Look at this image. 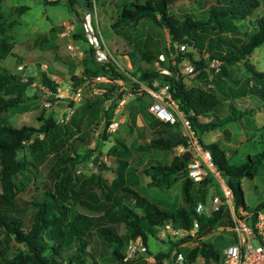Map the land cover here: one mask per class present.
I'll return each instance as SVG.
<instances>
[{
  "label": "trees",
  "instance_id": "trees-1",
  "mask_svg": "<svg viewBox=\"0 0 264 264\" xmlns=\"http://www.w3.org/2000/svg\"><path fill=\"white\" fill-rule=\"evenodd\" d=\"M172 1L174 0L121 2L118 18L123 23L135 24L146 17L166 30L168 49L174 58L173 63L166 66L168 73L149 68H137L134 84L139 86L138 81L146 80L148 85H151L150 82L154 79L157 85L166 84L169 99L173 100L177 108L189 118L195 135L205 128H214L230 121L242 125L240 117L243 113L250 114L252 108L236 107L232 102L234 97H230L231 101H228L211 87L187 84L182 79L179 62L183 58L187 59L192 66V70L188 73L195 79L205 81L212 69L208 65L211 60H218L226 65L241 60L264 41V9L260 13L255 12L258 0H214L205 7L203 16L193 17L187 13L177 16L168 11ZM49 2L56 3L57 0H49ZM85 4L91 7L90 0H85ZM25 8L27 6L21 4L16 7V10L20 13ZM244 18L252 23L247 38L233 34L237 30L235 20ZM10 24L11 22H6L0 11V58L14 54L6 33L7 27H11ZM207 29L213 34L206 39L204 47L207 51L206 56L200 55L195 58L191 51L179 50L180 43L185 45L192 43L198 30ZM226 32H229V35H225ZM199 45L197 44L198 47ZM88 49L92 53L89 45ZM158 53L157 51L154 56ZM242 60L251 78L260 80L264 76V71L256 70L246 57ZM84 73L90 78L98 74L108 78L104 83L102 82L100 95L95 102H92L93 110L95 112L99 110L103 116L102 126L97 131V136L104 139L108 134L105 129L111 121L116 100L123 93L122 91L115 94L118 83L113 80L122 79V74L109 61L99 63V66L93 68L86 67ZM39 74L40 82L51 92H56L58 83L42 69L39 70ZM16 79L13 73L0 65V89L4 93L12 89L16 91L7 97L0 92V111L19 101V94L25 83L18 82ZM78 79L76 77L73 80L77 82ZM255 95L257 96L255 106L264 108V87L255 89ZM104 99H109V103L99 108L97 103H101ZM144 111L148 129V139L144 141V144L148 149L166 152L172 147L187 144L185 135L176 126L177 121H162L150 112ZM55 114L56 111L52 107L49 114L37 116L36 118L40 120L37 125L26 122L18 125L7 121L0 122V232L5 235L11 233L12 239L17 243L16 250L12 254L0 255V264H105L94 258L90 245L92 230L101 242L110 246L109 254L113 260L126 263L134 258L139 264H145V255L151 254L147 249V237L152 234V228L155 226L170 222L173 226L189 229L192 221L196 219L197 226L194 233L184 235L194 240L199 239L217 225H230L229 209L225 202H220L216 209L210 208L208 212L203 211L196 215L193 205L197 192L200 191L206 178L196 182L187 177L186 160L181 158V153L172 155L167 161H161L147 150L144 151L147 155L146 159H154L153 162L142 167V171L149 177L148 184L164 189L181 178L180 204L169 209L162 207L145 200L136 189L129 185H120L108 199L103 198L100 192L102 183H99V171L94 174L91 183L80 185L72 177L76 174L73 172L71 176L70 173H66V168L62 165L56 170L50 168L46 172L43 180L45 189L29 201V214L24 220L22 213L14 211L13 207L14 197L18 191L15 174L25 168L27 163H32L31 158L43 155L46 149L49 150L51 158L58 157V154L59 157L63 155L59 160H69L70 164L80 158L76 151L70 155L64 154L63 149L68 147L65 146L67 142L64 135L65 128L69 126L59 124ZM256 130L259 132V128ZM259 137L262 142L264 133L259 132ZM144 138L145 136L141 139L144 140ZM202 146L209 149L217 170L230 188L232 211L236 210L234 212L240 215L238 209H247L243 198L242 179L252 178L256 174L259 163L264 159V148L246 153L243 161L233 162L229 159L230 146L219 138L202 143ZM111 147L114 148L115 145ZM19 150L22 151L20 159L16 155ZM60 150L63 152L59 153ZM116 161L118 168L113 170L116 172L115 176L122 179L121 168L128 166L124 160ZM101 168L102 165H99L98 169ZM59 174L62 177L57 181ZM51 184L54 189L51 188ZM198 195L203 197L201 194ZM131 197L134 203L130 201ZM136 207L141 208V211ZM248 210L251 214L246 217V220L250 218L253 221L257 210L264 211V197ZM118 222L124 225V235L117 234L114 230V224ZM124 236L128 238L139 236L146 246L145 254L136 253L139 254L138 257H134L136 255L134 254L129 259L123 260V249L127 243ZM172 244L173 241H171ZM151 255L154 258L153 264H163V258L167 254L166 251L159 250ZM196 256H201L203 260L210 259L213 264H220V252L210 240H196L193 246L183 251L181 264H189Z\"/></svg>",
  "mask_w": 264,
  "mask_h": 264
},
{
  "label": "rangeland",
  "instance_id": "rangeland-1",
  "mask_svg": "<svg viewBox=\"0 0 264 264\" xmlns=\"http://www.w3.org/2000/svg\"><path fill=\"white\" fill-rule=\"evenodd\" d=\"M91 7L85 4V0H57L56 3H50L49 0H1L0 11L6 22H11L7 27L6 33L11 42V51L14 54H8L0 58V65L6 67L16 76L18 82L25 83L21 88L20 99L17 103L0 111V122L7 121L18 125L22 122L39 124L37 116L49 114L50 109L56 108V120L61 125H67L65 128V138L67 139V148H64V154H72L74 151L79 153L80 158L70 164L68 160H59L61 156L51 158L49 150L46 149L43 155L31 158L32 163H27L26 167L19 170L15 176L17 193L14 197V211L21 212L26 220L30 210V200L38 196L42 189H45L43 180L47 171L56 170L58 166H65L66 173L71 176L74 170L76 183L87 185L94 179V174L99 171L100 181L102 183L101 196L109 198L120 185H129L138 191V193L147 201H152L165 208H173L181 203L180 181L177 180L171 186L164 189L148 184L149 177L142 171V167L154 159H146L142 147H137L141 142L138 137L142 134L147 137L145 111L150 96L146 95L144 90L135 93L137 85L134 84L137 78V68L152 69L160 71L165 69L174 61L172 54L168 49V35L166 30L150 18H141L135 24L123 23L118 18V11L122 1L127 0H90ZM214 2V0H174L168 6L169 13L181 16L187 13L193 17L205 15V7ZM255 7L256 13L264 9V0H258ZM26 5L22 12L18 13V5ZM77 12V15H75ZM90 12V21L93 27L99 30L105 52L119 72L122 79H119L115 94L123 93L116 100L112 111V120L116 123L115 130L107 129L106 138L101 139L97 136V131L102 126V114L99 110H93L92 102L100 95L101 85L105 79H95L86 76L85 68L99 66V62L93 59V55L88 51V45L84 41V35L81 31L80 22L84 13ZM237 30L235 35L247 38L248 32L252 28V23L247 18L235 20ZM80 33V34H78ZM192 43L180 48V51H191L193 57L206 56V39L212 35L209 29L198 30ZM225 35H229L226 32ZM82 36V38H81ZM73 47H67V44ZM196 43V45H195ZM197 44H200L199 47ZM168 49V50H167ZM161 54L162 58L158 62L156 52ZM248 62L256 70L264 71V41L256 46L247 56ZM242 58V59H245ZM239 60L231 65H226L218 60H211L209 66L212 68L207 79H195L189 71H183L184 64L190 65L187 60H180L179 65L182 73V79L187 84L201 85L211 87L216 93L224 96L228 101L234 97L233 103L236 107H251L250 114L243 113L240 117L242 125L235 121H230L214 128H205L198 135L193 134L194 139L206 143L212 139L219 138L227 143L231 150L229 154L230 161L240 162L245 159L246 153H251L264 148V137L262 142L259 132L264 133V108L256 107L257 96L255 89L264 87V76L260 80L251 78L246 64ZM44 70L57 83L60 96H54L46 86L40 82L39 70ZM134 76L136 78H134ZM77 77V82L74 78ZM115 81V80H113ZM103 82V83H102ZM147 84L146 80L139 84ZM151 83V82H150ZM4 97L13 95L15 90L4 93ZM223 93V94H222ZM225 94V95H224ZM228 96V97H227ZM149 97V100H148ZM50 101L46 106L44 101ZM148 100V102H147ZM65 102L64 105L60 104ZM91 103V104H90ZM109 103V99H104L97 103L99 108ZM90 104V106L88 105ZM172 111V110H171ZM149 112V111H148ZM182 113V112H181ZM122 115H125L122 117ZM60 118L62 120H60ZM118 124V125H117ZM182 130L180 125H176ZM256 128H259L257 132ZM140 134V135H139ZM114 137L120 138L124 147L117 149L111 147V141ZM137 147V148H136ZM86 149H88L86 151ZM62 150L59 153L63 152ZM179 153V147H172L169 151L159 152L161 161H167L172 155ZM22 151H17V158L22 157ZM78 156V157H79ZM94 157H97L94 159ZM124 160L128 167L121 168L122 179L118 178L113 168H118L116 160ZM57 160V161H56ZM102 165L101 169H98ZM104 166V168H103ZM109 167V168H107ZM129 167H132L129 169ZM112 168V169H111ZM62 175H58V181ZM72 178V179H73ZM206 181L197 192L195 202L200 201L204 205V212H208L211 206V197L213 194L219 195V185L212 177H205ZM56 181V182H57ZM51 188L54 186L51 184ZM242 190L244 203L247 209H238L249 211L251 207L264 197V159L259 163L257 172L252 178L242 179ZM198 194H201V198ZM131 197V202L134 200ZM141 211V208L136 207ZM229 211L230 220L232 219ZM236 211V210H234ZM233 211L234 216L238 215ZM251 224L252 220L247 219ZM114 230L117 234L124 235V225L121 222L114 224ZM159 227L152 228V234L147 237V249L153 254L156 251H166L163 258L168 264H181L174 262V251L179 250L183 253L195 243L190 242L193 238L185 237L179 233L165 231L160 234ZM184 236V238H183ZM125 241H129L126 236ZM199 239L210 240L214 247L221 251L222 247L233 239V233L230 229H212ZM194 239L193 241L199 240ZM171 241L173 244L171 245ZM255 243L256 239L253 238ZM90 245L95 259L105 264H139L133 258L129 262H119L113 260L109 254L110 246L101 242L92 230ZM17 247V243L12 239V234L6 235L0 232V255L8 256L12 254ZM125 247V246H124ZM124 250V249H123ZM139 254L134 255L138 257ZM145 264H153L154 260L146 259ZM189 264H213L210 259L203 260L201 256H196Z\"/></svg>",
  "mask_w": 264,
  "mask_h": 264
},
{
  "label": "built area",
  "instance_id": "built-area-1",
  "mask_svg": "<svg viewBox=\"0 0 264 264\" xmlns=\"http://www.w3.org/2000/svg\"><path fill=\"white\" fill-rule=\"evenodd\" d=\"M80 27L84 35L85 42L92 50L93 59L99 63H104L110 59L114 61V57L112 55H110V59L106 55L105 46L103 44L100 32L91 24L90 12L83 14V17L80 20ZM179 46L180 48H183L185 44L180 43ZM67 47L72 48L73 46L69 43L67 44ZM157 56L158 59H155L156 62L162 58L161 54ZM182 70L191 71L192 66L186 63L184 64ZM160 71L168 73V69L166 67ZM93 77L95 79L108 80L107 76L105 75L98 74L94 75ZM139 82L140 81H138V83ZM141 90H144L150 96L147 109L154 117L162 121H177L178 125L181 126V132L185 135L187 144L185 146L178 145V147L179 153H182L185 150L189 151V156L187 157L185 163V174L187 177L196 182L200 181L204 177H212V179L219 185V195H212L210 208L216 209L220 202H225L228 209L231 211L232 219L230 225H217L213 228L219 230L222 229V227H226L233 233V239L225 244L220 251V264H264V211L257 210L254 220L251 224H248L246 220V217L251 214V211L239 210L240 215L234 216L232 211L230 188L224 182L219 171L217 170L209 149L202 146L198 140L196 141L194 139V132L189 118L184 115V113H181L173 100L169 99L167 94V85H157V82L154 79L151 81V85H143L140 83L136 88L135 93H140ZM62 94L63 93H60L59 90L53 93L54 96H60ZM44 104L49 106L50 101H44ZM60 120L62 119L60 118ZM115 127L116 123L111 119V121L107 124L106 129L113 130ZM74 174H77L76 170H74ZM193 209L196 215H199L204 211V205L200 201H196L193 205ZM196 226L197 220L194 219L192 221V226L189 229L181 226H173L170 222H165L158 227L160 229L159 231L161 235L164 234L165 231L186 235L193 234ZM253 238L256 239L255 243L252 242ZM145 251V244L142 242L139 236H136L133 239H129V241H127L122 259H129L136 253L145 254ZM173 256L174 262H182V253L179 250L174 251ZM145 258L154 260L151 254L145 255ZM162 263L168 264L165 263L164 260Z\"/></svg>",
  "mask_w": 264,
  "mask_h": 264
},
{
  "label": "crops",
  "instance_id": "crops-1",
  "mask_svg": "<svg viewBox=\"0 0 264 264\" xmlns=\"http://www.w3.org/2000/svg\"><path fill=\"white\" fill-rule=\"evenodd\" d=\"M118 81L119 79H115V81ZM146 93V92H145ZM146 95L148 96V94L146 93ZM148 100H149V97H148ZM148 100H147V102H148ZM145 108V107H144ZM144 108H142L143 109V111L144 110H146V109H144ZM125 115H122V117H124ZM111 119H112V116H111ZM118 125V124H117ZM113 130H115V129H113ZM112 130V131H113ZM108 132L110 131V130H107ZM140 135V134H139ZM143 137V135L141 134L139 137H138V139L141 141V142H138L137 143V147H142L143 146V151H145V150H147V151H151L152 153L151 154H153L154 155V157L155 158H160L161 156L159 155V152H162L161 150H154V149H148L146 146H145V144H144V141H146L147 139H148V136L147 137H145L144 138V140L143 139H141ZM113 141H111L112 143H111V145H115V149H117V148H119V147H122L123 148V145H124V143H123V141L120 139V138H118V137H114L113 139H112ZM136 147V148H137ZM145 156H147V155H145ZM190 242H193V243H195L196 241H193V240H190Z\"/></svg>",
  "mask_w": 264,
  "mask_h": 264
},
{
  "label": "water",
  "instance_id": "water-1",
  "mask_svg": "<svg viewBox=\"0 0 264 264\" xmlns=\"http://www.w3.org/2000/svg\"><path fill=\"white\" fill-rule=\"evenodd\" d=\"M181 60H187V59L183 58V59H181ZM187 62H188V60H187ZM60 104L64 105L65 102H61ZM56 108H57V106H54V110H56ZM188 156H189V151H188V150H185V151H183V152L181 153V158H182L183 160H186Z\"/></svg>",
  "mask_w": 264,
  "mask_h": 264
}]
</instances>
